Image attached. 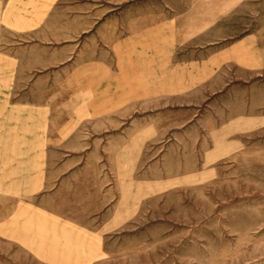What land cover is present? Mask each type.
I'll return each instance as SVG.
<instances>
[{
  "label": "rangeland",
  "instance_id": "1",
  "mask_svg": "<svg viewBox=\"0 0 264 264\" xmlns=\"http://www.w3.org/2000/svg\"><path fill=\"white\" fill-rule=\"evenodd\" d=\"M0 264H264V0H0Z\"/></svg>",
  "mask_w": 264,
  "mask_h": 264
}]
</instances>
